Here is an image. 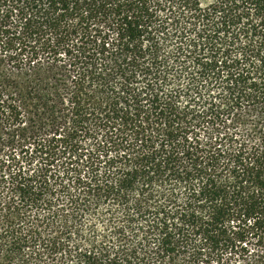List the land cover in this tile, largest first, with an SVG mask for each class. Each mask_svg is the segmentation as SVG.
<instances>
[{
    "label": "trees",
    "instance_id": "obj_1",
    "mask_svg": "<svg viewBox=\"0 0 264 264\" xmlns=\"http://www.w3.org/2000/svg\"><path fill=\"white\" fill-rule=\"evenodd\" d=\"M0 264H264V0H0Z\"/></svg>",
    "mask_w": 264,
    "mask_h": 264
},
{
    "label": "rangeland",
    "instance_id": "obj_2",
    "mask_svg": "<svg viewBox=\"0 0 264 264\" xmlns=\"http://www.w3.org/2000/svg\"><path fill=\"white\" fill-rule=\"evenodd\" d=\"M203 2H208V1H211V0H202ZM87 223V222H86Z\"/></svg>",
    "mask_w": 264,
    "mask_h": 264
}]
</instances>
